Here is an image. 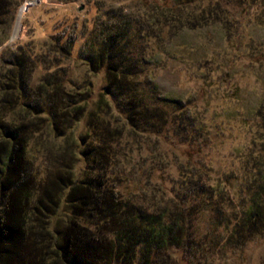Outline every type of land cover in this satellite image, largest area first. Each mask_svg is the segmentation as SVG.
Segmentation results:
<instances>
[{"label": "trees", "instance_id": "1", "mask_svg": "<svg viewBox=\"0 0 264 264\" xmlns=\"http://www.w3.org/2000/svg\"><path fill=\"white\" fill-rule=\"evenodd\" d=\"M22 1L0 0V47ZM87 1L101 10L99 30L79 50L88 70L104 71L95 107L89 106L90 83L67 75L75 32L66 39L50 35L40 55L32 42L0 49V264H170L173 248L187 264H210L216 253L226 264L230 256L241 258L251 242H264V102L254 113L262 147L251 152L241 176L212 175L204 162L192 161L180 167L184 178L175 181L172 195L158 189L136 195L118 187L109 166L125 152L116 142L125 133L159 131L171 120L156 103L177 107L178 132L191 128L193 140L203 135L200 116L189 111L198 95H161L154 87L149 102L140 86L150 79L144 66L161 70L162 54L172 56L175 43L199 50L194 58L202 64L236 52L237 45L244 55L245 43L264 60V0ZM245 14L252 15L243 21ZM249 24L263 28L261 40L247 42ZM196 31L216 43L213 58L189 41ZM232 56L222 61L223 71ZM83 115L87 129L75 136ZM79 161L84 168L77 171Z\"/></svg>", "mask_w": 264, "mask_h": 264}, {"label": "rangeland", "instance_id": "2", "mask_svg": "<svg viewBox=\"0 0 264 264\" xmlns=\"http://www.w3.org/2000/svg\"><path fill=\"white\" fill-rule=\"evenodd\" d=\"M100 12L93 1L87 0H23L16 9L11 37L0 49L8 44L32 42L35 52L40 55L46 46L43 43L50 35L59 34L62 39H66L75 32L78 39L73 47V57L65 60L69 68L67 75L77 83H90L89 106L95 107L99 93L106 84L104 71L94 73L88 70L79 59V50L89 33L99 30L97 16ZM251 15L245 14L243 21L250 19ZM245 32L247 42L263 38V28L255 24L246 25ZM191 37L189 41L198 42L211 58L217 55L218 52L215 51L214 54L210 48L216 43H213V39L210 40L208 33L206 35L205 32L196 31ZM187 47L176 43L170 46L172 56L162 54L159 65L161 70L158 72L153 64L144 66L145 72L142 75H150V79L148 77V83L142 82L140 86L145 89L148 100L154 87L161 95L181 96L185 99L197 94L196 99L190 103L189 111L200 116L204 124L203 135L193 140L191 128H188L189 132L185 129L178 132L177 107L156 103L161 107L164 117L168 115L171 118L162 129L139 132L131 130V134L125 133L116 141L125 152L110 164L109 175L112 180L120 181L118 187L126 193L148 194L158 189L159 193L166 190L168 195H172L175 181L180 182L184 178L180 167L184 168L182 165L192 161L204 162L212 168V175L234 171L241 176L251 152H260L263 143L259 130L261 128L254 123L255 116L260 112L256 113L259 101L264 102V60L251 51L252 48H247L245 43L244 55L240 54L243 45H237L236 52L225 50L229 52L226 56L219 53L211 64H202L194 58L199 50H189ZM230 56L235 60L230 68L224 70L231 74L227 77L220 69L225 57ZM186 64H190L189 70L185 67ZM146 67H153L154 70L150 72ZM37 71L38 74L41 70ZM221 71L225 73L222 69ZM206 73L212 79H205ZM108 98L114 104L113 99ZM98 110L108 118L105 107H98ZM116 112L113 105V115ZM86 129L87 117L83 115L76 124L75 136ZM200 138L203 139L202 145L199 143ZM40 156L38 151L37 157ZM36 161L38 170L42 171L43 161L39 158ZM76 168L77 171L83 169L84 162L79 161ZM65 211V207H61L59 215H64ZM168 255L170 264H187L182 261V252L177 248L170 249ZM240 256L241 258L236 259L230 256L227 262L261 264L264 260V242H251ZM208 259H212L210 264H226L217 253L208 256ZM157 264L162 263L158 260Z\"/></svg>", "mask_w": 264, "mask_h": 264}, {"label": "bare ground", "instance_id": "3", "mask_svg": "<svg viewBox=\"0 0 264 264\" xmlns=\"http://www.w3.org/2000/svg\"><path fill=\"white\" fill-rule=\"evenodd\" d=\"M20 16H21V13H20V15H19V18H20ZM17 24H18V21H17ZM17 24H16V26H17Z\"/></svg>", "mask_w": 264, "mask_h": 264}, {"label": "water", "instance_id": "4", "mask_svg": "<svg viewBox=\"0 0 264 264\" xmlns=\"http://www.w3.org/2000/svg\"><path fill=\"white\" fill-rule=\"evenodd\" d=\"M10 37H11V36H10ZM10 37H9V38H10ZM12 37H13V36H12Z\"/></svg>", "mask_w": 264, "mask_h": 264}]
</instances>
